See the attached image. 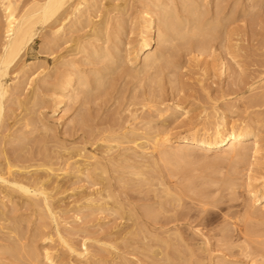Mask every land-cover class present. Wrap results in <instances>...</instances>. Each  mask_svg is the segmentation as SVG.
I'll use <instances>...</instances> for the list:
<instances>
[{
    "label": "rangeland",
    "instance_id": "1",
    "mask_svg": "<svg viewBox=\"0 0 264 264\" xmlns=\"http://www.w3.org/2000/svg\"><path fill=\"white\" fill-rule=\"evenodd\" d=\"M67 7L5 78L0 175L37 184L48 206L0 183V264L264 261L263 203L247 188L264 181V0ZM215 124L248 132L258 153L236 163L185 147L165 162L153 147L158 134L176 146Z\"/></svg>",
    "mask_w": 264,
    "mask_h": 264
},
{
    "label": "bare ground",
    "instance_id": "2",
    "mask_svg": "<svg viewBox=\"0 0 264 264\" xmlns=\"http://www.w3.org/2000/svg\"><path fill=\"white\" fill-rule=\"evenodd\" d=\"M70 1L71 0H31L30 5L26 9H24V11L22 10V12L18 13L17 7L19 6L18 2H20V0H0V7L4 14V23L2 22L3 24H1L0 18V28L4 26L3 29L5 39L0 49V114L2 109V100L7 93L5 78L8 74L9 68L15 63L18 57L22 55L24 50H26V48L33 42L38 27H42L46 24L53 25L61 17ZM78 6L79 4H77V6L73 8L72 12H77ZM172 23H169L171 26V31L174 32V34H177V36L183 41L186 40V33L184 32L185 35L183 33L181 34L183 30H181L180 32V29H178V26L180 25L178 23V25H176V22L173 24ZM61 28L62 27H57V30H55V32H59ZM153 28L154 27L152 26V21H148L147 36L146 39L142 41V48H144L146 51V54L143 58V66L147 68L150 64H154L157 59L152 57L151 52V44L155 42L152 38ZM194 29L196 30L197 27H195ZM159 34L157 35L156 43L160 39L161 35ZM196 35H198V33H196ZM128 56H130V53H128ZM248 137L249 134L245 130L236 129L234 127L226 129L223 125L215 124L210 129L201 130L192 134V136L188 135L187 137L181 138L176 146H172L170 142L171 138L169 139V136L167 134H158L154 139L153 147L154 149H159L161 158L165 162H169L170 160L172 161L173 159L178 160V154L181 151L186 150L185 147H195L204 152L222 151V154H225L226 157L231 159V161L235 160L236 163H241L246 160L247 150H251L253 156L256 155L259 151L256 141L251 142ZM224 147H226V149L223 150ZM10 173V169H8L7 175H11ZM7 177L5 175H0L1 185L16 188L20 193L26 195L27 197L39 196L41 197V202H43L44 206H48L46 198L47 194L45 195L43 190L38 187L37 184H35L34 186L27 185V187L24 186L25 184H21L20 181L16 182V180L14 179L10 181L9 179H7ZM250 179L251 177H248L247 188H249V193L252 194V202L254 204L255 202L262 201V208L264 209V181L262 184H260L261 189L256 190L252 185L253 182L252 184L250 183L251 180H254ZM260 264H264V261H262Z\"/></svg>",
    "mask_w": 264,
    "mask_h": 264
}]
</instances>
